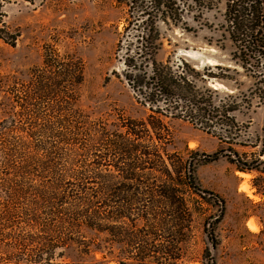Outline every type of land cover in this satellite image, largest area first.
Returning a JSON list of instances; mask_svg holds the SVG:
<instances>
[{
	"label": "trees",
	"instance_id": "16d2710c",
	"mask_svg": "<svg viewBox=\"0 0 264 264\" xmlns=\"http://www.w3.org/2000/svg\"><path fill=\"white\" fill-rule=\"evenodd\" d=\"M124 24L116 43L121 75L144 118L118 112L93 119L79 108L85 61L57 43L43 46L42 62L27 80L5 90L0 121V263L69 264L57 259L82 229L104 235L120 264H178L193 235V214L216 209L203 231L218 245L225 210L217 192L202 187L197 166L227 156L240 171L255 168L232 147L243 132L235 112L264 103V0H121ZM224 5L221 30L236 67L197 68L186 57L159 58L160 23L178 25L195 8ZM9 33V32H6ZM12 39L13 35L2 36ZM216 69V70H214ZM240 76L250 80L242 89ZM233 86L214 88L210 80ZM167 117L181 118L228 144L209 154L168 148ZM195 195V196H193ZM212 264H215L213 260Z\"/></svg>",
	"mask_w": 264,
	"mask_h": 264
},
{
	"label": "rangeland",
	"instance_id": "374dc122",
	"mask_svg": "<svg viewBox=\"0 0 264 264\" xmlns=\"http://www.w3.org/2000/svg\"><path fill=\"white\" fill-rule=\"evenodd\" d=\"M223 10L222 4L211 10L195 8L185 12L178 25L160 23L163 46L159 58L173 62L186 57L197 68L215 64L236 67L230 59V42L222 35ZM125 15L121 0H0V35L15 37L14 42L0 37V121L9 108L5 90L16 80H27L30 68L41 64L46 43H57L63 51H76L85 61L78 106L87 115L109 121L115 120L118 112L144 118L147 107L136 101L123 77L117 75L122 66L116 43ZM240 80L242 89H246L250 80L245 76ZM216 83L221 84L216 87L220 90L234 91L229 83L217 79L209 82L214 88ZM235 116L244 129L237 142L244 145L236 143L232 147L240 159L253 161L256 167L244 171L248 174L244 178L227 156L197 166L202 187L219 193L225 200V210L215 228L218 245L212 247L203 228L206 217L216 209L204 201L197 205L193 235L178 264H212L213 260L215 264H264V103L254 99L250 107H241ZM166 121L172 132L170 150L184 153L197 149L211 154L224 148L225 154L237 158L227 143L194 124L174 117ZM244 182L250 193L240 190ZM250 218L257 226L255 231L247 226ZM109 248L104 235L83 228L81 235L57 250L62 253L56 258L69 264H120L117 252L110 253Z\"/></svg>",
	"mask_w": 264,
	"mask_h": 264
},
{
	"label": "bare ground",
	"instance_id": "6f19581e",
	"mask_svg": "<svg viewBox=\"0 0 264 264\" xmlns=\"http://www.w3.org/2000/svg\"><path fill=\"white\" fill-rule=\"evenodd\" d=\"M191 56V55H190ZM192 57H193V55H192ZM209 62H211V60H209L208 59V63ZM221 84H219V83H216V84H214V86L215 87H218V86H220ZM237 173H238V175L239 176H242V177H247L248 176V174L246 173V172H244V171H237ZM240 190H242V191H246V192H249V185H248V183L247 182H244L242 185H241V187H240ZM251 191V190H250ZM250 193V192H249ZM254 198V197H253ZM247 226L251 229V230H253V231H255V230H257V226H256V224L253 222V221H251V218H250V220H248V222H247Z\"/></svg>",
	"mask_w": 264,
	"mask_h": 264
}]
</instances>
